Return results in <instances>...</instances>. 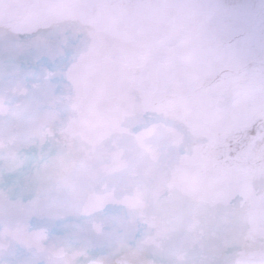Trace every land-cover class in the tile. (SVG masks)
<instances>
[{
	"label": "snow or ice",
	"instance_id": "1",
	"mask_svg": "<svg viewBox=\"0 0 264 264\" xmlns=\"http://www.w3.org/2000/svg\"><path fill=\"white\" fill-rule=\"evenodd\" d=\"M0 264H264V0H0Z\"/></svg>",
	"mask_w": 264,
	"mask_h": 264
}]
</instances>
